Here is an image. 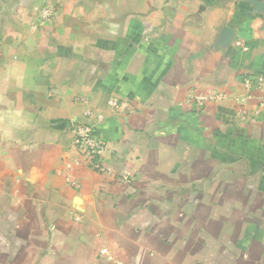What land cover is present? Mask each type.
Wrapping results in <instances>:
<instances>
[{"label": "crops", "instance_id": "crops-1", "mask_svg": "<svg viewBox=\"0 0 264 264\" xmlns=\"http://www.w3.org/2000/svg\"><path fill=\"white\" fill-rule=\"evenodd\" d=\"M263 69L264 0H0V264H264Z\"/></svg>", "mask_w": 264, "mask_h": 264}, {"label": "built area", "instance_id": "built-area-1", "mask_svg": "<svg viewBox=\"0 0 264 264\" xmlns=\"http://www.w3.org/2000/svg\"><path fill=\"white\" fill-rule=\"evenodd\" d=\"M47 14V10L44 11ZM238 44H242L238 42ZM245 86L248 91L254 88L264 89V69L257 75L255 79L247 77L245 79ZM250 98L251 96L248 95ZM196 103L198 106H203L208 100L207 95H199L196 97ZM108 103L118 109H125L128 104L117 97H112L109 99ZM260 105L264 107V94L260 98ZM101 117V116H100ZM74 140L73 145L78 149L82 159L94 169L109 170L103 161V153L105 151V142L98 135L95 130V126L92 123H79L74 126L73 129ZM73 184L77 185V182L73 181ZM106 250L102 253L106 254Z\"/></svg>", "mask_w": 264, "mask_h": 264}, {"label": "rangeland", "instance_id": "rangeland-1", "mask_svg": "<svg viewBox=\"0 0 264 264\" xmlns=\"http://www.w3.org/2000/svg\"><path fill=\"white\" fill-rule=\"evenodd\" d=\"M47 10V18L49 19V18H52V16L54 15V13H55V11H54V8L53 7H51V8H49V9H46ZM45 11V10H44Z\"/></svg>", "mask_w": 264, "mask_h": 264}]
</instances>
